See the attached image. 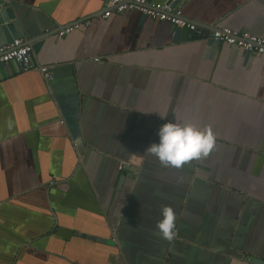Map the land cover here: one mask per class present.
Instances as JSON below:
<instances>
[{
  "label": "crops",
  "instance_id": "crops-1",
  "mask_svg": "<svg viewBox=\"0 0 264 264\" xmlns=\"http://www.w3.org/2000/svg\"><path fill=\"white\" fill-rule=\"evenodd\" d=\"M9 1L47 74L0 66V264L264 260V55L208 44L215 27L264 38V0H180L197 35L103 17V0ZM174 120L211 128L207 157L176 168L145 151Z\"/></svg>",
  "mask_w": 264,
  "mask_h": 264
},
{
  "label": "built area",
  "instance_id": "built-area-1",
  "mask_svg": "<svg viewBox=\"0 0 264 264\" xmlns=\"http://www.w3.org/2000/svg\"><path fill=\"white\" fill-rule=\"evenodd\" d=\"M108 9L103 17L110 16L113 11L124 13L126 11L140 10L145 16L158 21H166L180 28L195 30L197 25L183 16L180 7H174L168 2H151L150 0H103ZM90 25V20L76 22L59 31V36H64L81 27ZM212 40L215 44L226 43L249 50L253 54L264 55V38L250 34L248 31L234 30L229 27L216 28L212 31ZM32 46L23 39L18 38L13 42L0 47V66H7L16 62L22 70H41L47 74V67L38 66L30 60ZM54 183V182H52Z\"/></svg>",
  "mask_w": 264,
  "mask_h": 264
},
{
  "label": "clouds",
  "instance_id": "clouds-1",
  "mask_svg": "<svg viewBox=\"0 0 264 264\" xmlns=\"http://www.w3.org/2000/svg\"><path fill=\"white\" fill-rule=\"evenodd\" d=\"M161 115V114H160ZM165 115H161L163 118ZM158 142L146 148L164 166L180 168L191 160L207 157L216 137L211 128H199L191 123L168 121L158 129ZM161 219L156 223L157 234L164 240L173 241L176 233V213L172 206L161 209Z\"/></svg>",
  "mask_w": 264,
  "mask_h": 264
},
{
  "label": "water",
  "instance_id": "water-1",
  "mask_svg": "<svg viewBox=\"0 0 264 264\" xmlns=\"http://www.w3.org/2000/svg\"><path fill=\"white\" fill-rule=\"evenodd\" d=\"M180 0H168V3H171L174 7L177 6ZM145 16V15H144ZM197 27L194 30L193 34L197 35L198 31L202 27H204L202 24L196 23ZM174 30H181L182 28L177 27L173 25ZM217 27L213 28L210 32ZM210 33L209 37V45L212 44V34ZM20 37H25L24 30L16 17V13L14 11V7L11 4L9 0H0V47L4 46L8 43L13 42L15 39H18ZM247 53V56L250 57L253 55V53L249 50H245ZM125 166L124 174H127V170L131 172V174H134L137 172V168L135 166H131V164H127ZM250 264H264V260H259L258 258L252 257L249 259Z\"/></svg>",
  "mask_w": 264,
  "mask_h": 264
}]
</instances>
